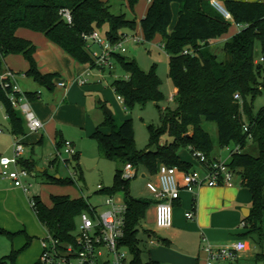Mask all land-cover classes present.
Returning <instances> with one entry per match:
<instances>
[{"label":"trees","instance_id":"trees-1","mask_svg":"<svg viewBox=\"0 0 264 264\" xmlns=\"http://www.w3.org/2000/svg\"><path fill=\"white\" fill-rule=\"evenodd\" d=\"M111 0H0V68L9 56H22L29 68L26 76L40 86L53 88L54 74L43 75L35 60L36 47L31 41L18 36L26 30L41 34L51 43L69 54L78 64H90L97 68L92 57L91 46L86 39L94 32L104 31L106 39L118 43L128 30H135L136 21L125 14L111 12ZM134 9L140 0H123ZM213 0H150L146 16L140 26L147 42L160 37L169 57V79L178 93L173 97L175 109H162L160 103L166 101L162 91V81L154 68L144 72L136 60L115 54L113 59L126 73V78L112 81L111 87L122 100L125 109L135 106L145 107L154 103L161 112L162 126L149 127V146L144 151L136 147L133 121L128 119L119 127L113 116L107 117L92 134L102 158L119 164L114 187L105 188L106 196L125 194L128 210L125 216L124 237L121 246L135 256L134 264H141L139 248L140 228L153 202L136 199L130 195V180L123 179L124 168L132 165L136 170L143 168L151 176H156L159 168H177L183 172L193 170V165L180 157L182 148L193 155L200 151L210 160L213 142L202 127L203 121L218 125L220 147L231 149L229 167L241 179L244 187L252 195V214L245 219L250 232L262 235L264 216V107L254 113V101L261 94V79L264 77V61L256 63L255 47L259 42L264 60V0H215L231 15L227 20L212 4ZM180 5L174 29L169 33L174 20L173 4ZM68 11L72 17L70 24L64 16ZM232 24L247 26L224 45L225 60L220 61L212 53L204 52L215 40L226 36ZM127 34V33H126ZM185 51L191 54H185ZM264 86V85H263ZM30 102L39 99L38 93H24ZM241 99L236 100L235 96ZM0 103L15 137L26 136L25 120L12 106L7 94L0 88ZM245 126L248 131H245ZM109 128V134L103 132ZM172 138L163 142L164 136ZM248 141L257 145V157L246 152ZM65 140H59L57 148H64ZM77 165L74 171L79 180L84 181L78 163L79 154L74 157ZM56 158L52 165L56 164ZM20 166L30 174L35 172V163L20 160ZM70 164L71 160H67ZM41 176V175H38ZM46 184L61 187L74 186L75 179H56L45 173ZM31 203L39 223L56 239L69 241L76 229L79 216L89 211L88 201L83 197L52 195L51 205L39 196ZM149 232V231H148ZM25 234L27 243L21 250H12L4 257L2 264H15L21 252L28 248L31 237L25 232L11 233L0 226V235L14 239ZM148 264H159L150 261Z\"/></svg>","mask_w":264,"mask_h":264},{"label":"crops","instance_id":"crops-1","mask_svg":"<svg viewBox=\"0 0 264 264\" xmlns=\"http://www.w3.org/2000/svg\"><path fill=\"white\" fill-rule=\"evenodd\" d=\"M144 17H142V19ZM18 36L31 41L36 47L35 60L39 71L43 75L54 74L58 77L54 80L53 88L43 87L32 78L26 76L29 65L22 56H9L4 59V68L14 71L18 74V77L24 76L25 79L21 82L17 79L21 90L22 83H24V85H26L25 87L28 89V91H24L23 93L39 94L38 100L33 102L29 101V103L44 125L43 134L37 136L33 135V137L28 131L27 126H25L27 132L26 136L15 137L11 132L15 138L14 144L20 141L23 145H41L45 138H48L60 155L64 151V148L59 150L57 148V143L59 140H65L73 143L76 152L80 156L75 138L73 135L69 134L68 130L72 127L78 128L89 131L90 136H92L96 129L104 123L107 117L99 115V118L90 121L88 114V107L90 104L99 103L103 104L104 108H106L107 104H111L112 100L114 102L120 99L111 87L112 82H108L106 84L107 87L102 85L103 82H106L104 78L107 70L100 71L97 68H92L90 64H78L69 54L51 43L41 34L21 30ZM228 40L229 38L221 42L226 43ZM218 42H220L219 39L213 41L211 45ZM256 63L259 62L256 61ZM79 79L88 80V83L84 86L79 85ZM59 83H65L67 87H59ZM109 90L114 92L115 99L111 98ZM177 93L178 90L175 89L172 99ZM120 103L123 104L121 99ZM111 116L113 115L110 114L108 117ZM11 152L13 154V146ZM215 158L221 159L218 157ZM181 159L192 164L193 169H202V165L197 160H184L182 157ZM23 160L33 161L36 165L35 172H37L38 175L47 173L46 170H42L38 167L31 154L28 156L24 153ZM66 165L69 166L70 164ZM4 170L12 171L14 167H3L0 165V226L11 233H19L22 231V225H24V232L28 235L30 230L26 227L29 222L31 223V221H33L31 212H34L31 204L32 197L29 196L30 192L25 193L22 188L16 187L11 180L3 178L2 172ZM135 170L136 169H134V171ZM136 172L137 170L135 174ZM56 175V179L62 178L58 173H56ZM147 176L155 179L154 182L147 183V191L155 199L151 208H153V222L156 226L155 213L158 203L157 193L159 191V177L158 174L156 176H151L145 170L143 177L146 178ZM96 194L102 197L100 193H98V190ZM252 208L253 202L251 192L242 185L241 179L237 176L233 187L205 186L196 189L193 193L182 191L180 199L175 203L173 227L165 231V239H161L160 241V243L167 246V248L163 247V251L166 253L168 252L167 254L170 255V258H173L172 260L177 259V264H204L205 254L202 244V238L204 236L207 237L213 246L218 248L230 247L238 241H244L247 248L239 255L237 260L230 263H222L242 264L251 249L247 240L249 238L254 240L258 238L253 232H250L248 223L245 220L251 216ZM246 211H248V213H246ZM192 212L195 214V218L193 220H188L186 214ZM243 224H245V226H243ZM261 228L262 235H259L260 244L264 245V216ZM198 244H200L199 248ZM39 248V253L36 255L33 264H37L39 260L42 252V244ZM259 256H263L264 258V253ZM155 261L161 264L159 260Z\"/></svg>","mask_w":264,"mask_h":264},{"label":"rangeland","instance_id":"rangeland-1","mask_svg":"<svg viewBox=\"0 0 264 264\" xmlns=\"http://www.w3.org/2000/svg\"><path fill=\"white\" fill-rule=\"evenodd\" d=\"M107 1V0H104ZM111 12L114 15L125 14L129 20L136 21L137 27L135 30H128L126 33L132 37L138 35L142 42L140 44L134 43L132 40L124 42V47L126 53L122 56L136 60L139 67L146 73L150 72L154 68L156 73L162 81V91L166 96V101L159 104V107L162 109L170 108L175 109V103L172 100V96L175 93V86L172 81L169 79V57L163 48V43L160 37H157L151 42H147L144 38L140 21L142 17L145 16L148 8V0H140L134 9H131L123 0H111ZM180 10V5L174 3L173 12L174 20L169 28V33L174 29L178 18V12ZM104 31H101L102 37L105 38ZM239 33L238 27L236 24H232V27L229 33L223 38L219 39L220 42L214 43L209 47H205L204 52H209L218 57L220 61L225 60L224 54V42H221L225 39H230ZM255 58L256 61L260 62L262 59V52L260 43H256L255 47ZM93 50L95 52H100L102 50L101 45H93ZM114 69L111 71L107 69L105 72V80L103 86L107 87L108 82H112L117 79L126 78V73L118 66L116 61L113 59ZM17 79L20 82L25 79L24 76H19ZM261 88H264V77L261 79ZM22 90L28 91L24 83L21 84ZM110 91V90H109ZM259 94L254 101V113L258 114L261 108L264 107V90ZM112 99H115L114 92L110 91ZM123 103V102H122ZM158 106L154 103H149L145 107L135 106L131 110L125 109L124 105L120 103V99L117 101H111V104H107L104 108L103 104L92 103L88 107L89 109V118L91 120H96L99 118V115L102 117H108L110 114L113 115L115 119L116 126H120L124 121L130 119L133 121L134 130H135V141L136 147L139 151H144L149 146V127L152 126L155 129H159L162 126L161 122V112ZM33 110V109H32ZM34 111V110H33ZM18 114L24 118L21 110L17 109ZM89 127V125H88ZM202 127L210 135L213 142V151L212 156L223 159L224 161H229L231 157V149L221 148L219 144V132L218 125L213 122L203 121ZM90 128V127H89ZM88 128V129H89ZM69 134L73 135L77 145V150L80 153L79 165L82 169L84 175V181L75 179L74 186L72 187H61L57 185L46 184L48 178L44 175L38 176L37 172H32L30 177L26 179L27 184H31L30 188V197L39 196L47 204L51 205V196L52 195H70L73 198L77 197H90L89 201L91 204L99 206L103 198L96 194L98 186L101 185L107 189H112L114 187V179L116 170L119 168V164L113 161H109L105 158H102L98 152V146L95 140H93L89 134V131L81 130L78 128H70ZM103 132L109 134L111 130L109 128H104ZM43 130L38 133H30L33 135H42ZM29 135V134H28ZM71 137V136H70ZM72 138V137H71ZM15 138L11 134L10 124L6 118L5 110L0 103V156L1 157H12V146L14 145ZM162 141L171 142L172 138L169 136H164ZM25 153L30 156L32 155L33 160L36 162L38 167L42 170H46L49 176L56 177V173L60 175L63 179L71 178L75 173L74 167L77 165V162L72 157H68L64 151L60 156L53 146L52 142L45 138L43 144H25L23 145ZM246 152L252 156L257 157L259 155V150L256 144L252 141H248ZM34 150V153H33ZM180 156L184 160L196 161L188 149L182 148L179 152ZM58 159V162L55 165H52V162L55 159ZM71 160L69 166L66 165V160ZM136 171V170H135ZM145 170L139 168L136 172V175L130 179L129 182V191L130 195L136 199H146L150 200L153 203L155 199L147 191V183L154 182L155 179L147 176L143 177ZM116 197L125 201L124 193H117ZM32 211V210H31ZM99 211H102L99 208ZM33 215V221L27 225L30 233L28 235L31 237V243L27 249L20 253L15 264H33L36 258V255L39 253V246L42 244V240L48 237V230L43 227L37 220L34 212H31ZM22 231L24 232L25 226L22 225ZM149 231V232H148ZM165 231L158 229L153 222V208L147 212L146 219L142 223L140 228V250H141V264H148L150 261L159 260L161 264H177V259L172 260L170 255L163 251V247L167 248L166 245L160 243L161 239H165ZM258 238L251 239L247 241L251 247L250 253L247 255L246 259L242 264H264L263 256H259L264 253V245L260 244L259 234L254 233ZM154 241V242H153ZM27 243L25 234H18L15 238L9 239L5 235H0V264L4 257L11 254L12 250H21ZM41 243V244H40ZM200 244H198V248ZM128 254V260L133 262L135 256L130 252L129 249H125ZM4 264H11L9 261ZM235 264V263H234Z\"/></svg>","mask_w":264,"mask_h":264},{"label":"built area","instance_id":"built-area-1","mask_svg":"<svg viewBox=\"0 0 264 264\" xmlns=\"http://www.w3.org/2000/svg\"><path fill=\"white\" fill-rule=\"evenodd\" d=\"M150 2V0H149ZM213 6L229 21H233L231 15L217 1H212ZM67 21L72 24V17L68 11L64 12ZM239 31L247 26L236 24ZM91 46L92 57L97 69L113 70V57L115 54L126 53L124 42L132 40L140 44L142 39L136 35L130 37L123 34L121 40L113 44L108 39L103 38L98 32H94L86 37ZM99 44L102 47L100 52L93 50V45ZM185 54H191L185 51ZM264 60L261 59L260 62ZM18 74L7 68H0V88L7 94L12 106L21 110L27 129L30 133H38L43 130L44 125L27 100L17 82ZM88 80L79 79V85H86ZM59 87L66 88L65 83H59ZM240 100V95L235 96ZM7 118V117H6ZM245 131L248 127L245 126ZM64 153L72 158L77 152L72 142L66 141ZM25 153L22 142L17 141L13 145L12 157H1L0 165L3 167H14V170H4L2 177L11 180L16 187L22 188L25 193L30 192L31 184L26 183L30 173L20 166V160ZM62 154H60L61 156ZM201 165L202 169H193L190 172H183L177 168H168L162 165L159 168V191L157 193L158 203L156 205L155 224L158 229L170 230L174 223L175 203L180 199L182 191L195 192L202 187H233L236 174L229 167L228 161L221 159L210 160L200 151H195L192 155ZM132 165L124 168L123 179L130 180L135 176ZM77 174L72 175L76 179ZM104 187L98 186V193L103 198L99 206L89 203L88 197H83L88 201L89 211L82 213L77 222L75 231L69 241L54 238L50 233L42 240V252L37 264H134L128 260V254L121 246L124 237L125 216L128 210L125 201L118 199L116 195H102ZM32 206L34 205L31 203ZM99 208L102 211H99ZM188 220H193L195 214H186ZM245 226V224H243ZM203 252L205 254L204 264H222L237 260L243 253L247 245L244 241H238L230 247H215L207 237L202 238Z\"/></svg>","mask_w":264,"mask_h":264},{"label":"bare ground","instance_id":"bare-ground-1","mask_svg":"<svg viewBox=\"0 0 264 264\" xmlns=\"http://www.w3.org/2000/svg\"><path fill=\"white\" fill-rule=\"evenodd\" d=\"M246 213H248V211H246Z\"/></svg>","mask_w":264,"mask_h":264}]
</instances>
